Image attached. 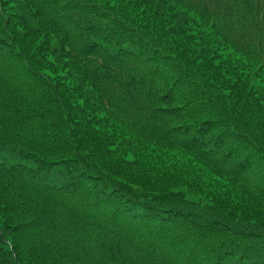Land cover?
<instances>
[{
    "label": "trees",
    "instance_id": "obj_1",
    "mask_svg": "<svg viewBox=\"0 0 264 264\" xmlns=\"http://www.w3.org/2000/svg\"><path fill=\"white\" fill-rule=\"evenodd\" d=\"M0 264H264V0H0Z\"/></svg>",
    "mask_w": 264,
    "mask_h": 264
},
{
    "label": "rangeland",
    "instance_id": "obj_2",
    "mask_svg": "<svg viewBox=\"0 0 264 264\" xmlns=\"http://www.w3.org/2000/svg\"><path fill=\"white\" fill-rule=\"evenodd\" d=\"M22 159L8 150L0 147V161L6 162L8 164H13L16 162H20Z\"/></svg>",
    "mask_w": 264,
    "mask_h": 264
}]
</instances>
